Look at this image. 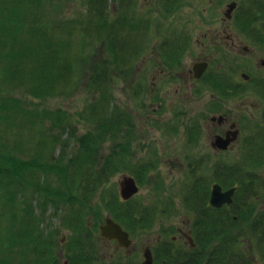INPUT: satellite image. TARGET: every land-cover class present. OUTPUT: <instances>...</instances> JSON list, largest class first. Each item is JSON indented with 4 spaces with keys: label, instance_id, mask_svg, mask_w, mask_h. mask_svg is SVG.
<instances>
[{
    "label": "rangeland",
    "instance_id": "1",
    "mask_svg": "<svg viewBox=\"0 0 264 264\" xmlns=\"http://www.w3.org/2000/svg\"><path fill=\"white\" fill-rule=\"evenodd\" d=\"M88 1L47 0L45 9L42 8L44 12L36 10L38 9L36 6L34 12L29 13L24 10L26 14L29 13L25 23L27 32H30L29 26L32 24L35 28L42 26L53 35V38L58 37L60 44L68 43L70 40L72 46L69 47L70 53L76 55V52L82 49L80 60L72 63L73 75L70 76V80L68 76L65 80L61 77L60 81H55L50 86V91L39 95L35 93V89L44 85L38 78L44 70V67L41 68L42 58L37 56L38 62L33 64L25 58L24 61L19 59L20 64L17 68L18 61L10 57L0 60V70L15 72V69L20 68L15 73L21 80L17 81L18 83L10 81L1 84L0 82L2 86L0 106L3 98H6L10 104L13 99L20 100V104L15 109L11 108L12 110L9 111L0 108V145L19 155L22 162L36 156L50 155L54 164H59L57 169L52 168L46 174L40 171L39 175H42L38 179L44 180L45 185L26 178L21 182L19 180V184L15 185L21 198V205H17L19 212L27 216L26 212L28 213L30 209L31 214L36 218V220L31 219L29 228L35 229L36 234L39 232L38 234L51 240L52 247L48 250L52 253L48 256L52 259H48L47 264H72V255L81 252L76 250L72 242L73 238L81 234L82 238L86 239L89 230L93 242L86 246L85 253L92 258L93 264L111 262L140 264L139 262L146 259L145 249L159 237H162L168 246H175L173 247L175 251H184V249L186 251L187 248L182 241H174L173 236L179 237V228L192 229L195 235L198 234V229L192 221L196 214L188 207V198L192 195L190 188H196L197 195L201 193L206 196L207 203L211 204L214 184H220L224 191L235 188L232 203L220 207L211 204L214 209L223 207L230 212L235 222L225 236L215 238L212 245L204 250L202 264L209 263L212 247L220 242L223 243L228 237L232 240L227 245V250L234 248L237 257L241 259L245 257L246 261L249 260L254 264H264V185H257L264 182L261 172L264 170V152H262L264 139L255 138L248 142L247 148L243 145L239 150L231 153L216 152L211 147L209 135L211 128L209 129L208 125L211 123L212 126V115H219L218 111L221 110L216 108L213 112L211 109L214 106L212 104L214 97H218L216 92L208 89L204 81L196 83L195 89L192 90L189 82L177 98L170 95L166 99L162 96L167 90L175 92L178 80L172 76L158 75L154 78L152 75L155 70L157 74V69L161 67L160 60L153 54V49L160 50L164 39L170 48L179 47L176 43L173 45V37L178 35L177 27L187 28L188 32L192 33L193 39L187 43L188 45H181L182 49L186 48L181 58L182 66L190 65L194 57H200L205 51V55L215 57L214 68L217 69L218 64L224 66L229 61L232 66L230 69L237 79L243 72L253 77L248 82H244L249 88L245 98H235L230 104L227 103V99L219 101L222 102L225 110L234 112L235 115L240 114L241 119L247 118L249 129L254 130L263 126L261 117L264 113V104L255 108L249 103L251 101L262 103L264 97L255 89L257 86L255 78L261 74L253 68V65L259 58L264 57V44L248 41L246 45L250 51H246L242 45L238 48L233 47V51H230V46H212L211 43L201 45L197 41L198 38H202L205 31H208V28L214 29L220 25L222 26L220 29L226 27L225 7L229 0H216L218 3L215 7H210L208 0H108L104 19L112 25L116 23L118 33L113 32L110 35L113 37L112 40L105 43L100 40L95 42L91 39L84 40L81 36L75 39L73 35H69L67 29L61 27H68L69 21L72 23L74 20L87 18V14L91 11ZM30 9L32 10L33 7ZM123 20L128 24L122 22ZM100 21L103 27L105 22L102 18ZM33 35H24V37L31 38ZM81 44L82 48H80ZM122 47L125 49L122 50ZM67 50H59L61 56L56 58L57 62L61 64V61L66 62L64 58L68 59ZM8 51L12 52L11 47ZM45 69L48 70V66H45ZM52 72L54 75L59 73V67H55ZM100 72L105 74L107 79L102 80L99 86L97 84L95 86L94 80L101 76ZM195 90H198V93H195ZM58 110L68 117L69 124L64 132L58 127H53L54 121L45 115L47 111L51 113ZM117 111L125 114L126 119L133 122L134 129L129 134L130 128L124 126L122 131L114 136L99 140L101 144L96 156L101 163L102 161L109 163L113 159V164L118 167L117 170L114 171L111 166L107 168L110 172L114 171V174L110 175L105 183L99 184V189L91 197H84L85 193L82 195L83 191L80 189L77 192L79 195L77 203L80 204L75 206L67 198L69 190L67 185H49L55 188L54 195L51 194L52 192L45 193L44 187L47 186V181L52 184L56 182L64 184V181L58 177V169L61 170L63 164L72 165L71 162L78 157L76 155L79 152L80 138L97 132L98 125L108 121V116ZM59 134H62L61 142H55L53 147L50 146L53 138L50 136ZM119 143L125 146L127 151L123 155L117 154V158L112 157L111 153L118 148L116 146ZM108 163L104 166L109 165ZM144 167L147 169L143 170ZM67 169L64 168L62 174L66 171L69 174L70 168ZM28 171L27 169L26 172H19L16 175L23 180V174H27ZM245 171L246 177L243 175ZM124 176L134 177L139 188L130 199L121 196L120 182ZM248 176L251 177L250 180ZM226 178L229 180L227 183L224 182ZM248 183H251L250 186ZM94 184L96 185L92 183ZM35 185L43 187L37 189ZM239 188L246 189L247 193H241ZM1 191L2 187L0 193ZM56 193L57 195L62 193V196L58 198ZM4 203L0 201V259L6 257L7 260L13 261V264H25L23 256L21 257L23 254L21 250L25 249V246L19 244L14 247L15 251L10 253L12 249L10 244L18 241L9 233L11 222L7 218L13 209L8 203L7 205ZM225 205L233 206L229 209ZM128 207H136L133 215L137 220L143 217L146 219L142 212L148 213L147 223L140 225L128 220L130 223L126 224L123 223L125 219L120 220L116 217L125 214L124 211L127 212ZM3 212H6L4 214L6 218L1 215ZM106 217H112L122 224L139 248L131 256L132 258L130 257L131 259L128 260L124 251L116 253L113 245L100 241L99 226ZM211 219L212 217L207 219L209 225L214 221ZM71 222L77 223V229ZM152 248L155 251L154 247ZM28 250L27 246L25 251ZM19 253L21 258L17 257ZM113 253L115 257L110 258ZM182 253L178 259L175 256L163 257L164 261L159 255L155 264H164L165 260L168 264H194L191 255Z\"/></svg>",
    "mask_w": 264,
    "mask_h": 264
},
{
    "label": "trees",
    "instance_id": "2",
    "mask_svg": "<svg viewBox=\"0 0 264 264\" xmlns=\"http://www.w3.org/2000/svg\"><path fill=\"white\" fill-rule=\"evenodd\" d=\"M46 1L47 0H0V33L3 34L0 35V60L6 59V57L7 58L10 57L14 59V61H18L16 63L17 64L16 68H17L20 64L19 59L23 60V58H25L33 64V62L35 63L38 62L37 56L42 58L41 61H43V63L41 65V68L44 67L45 71L42 70L41 76L39 75L38 78H39V82L42 81V84L44 85L35 89V93L39 95L45 94L48 91H50L51 90L50 86H52L55 83V81H60L61 77L63 78L62 80H65L66 76H68V80H70V76L73 75L72 63H75L77 60H80L82 55V52H80L82 49L80 51H77L76 55H74V53H70L69 49L72 48L70 40H68V43L60 44L58 37L57 38L55 37L56 40H54L55 38H53V35H50L49 32L46 30V28L44 29V27L42 26L40 28L39 27L35 28L34 24H32L29 26L30 32L26 31L27 28L25 26V23L27 22L26 19L28 17V14L30 12H34L35 6L38 8L36 10H39L40 12L42 11L44 12V9L47 4ZM107 1L108 0H89L88 2L91 11H89V13L87 14V18L80 21L74 20L72 23H70L69 21L68 27L65 26L61 28L67 29L69 35H73L75 39H79L81 36V39L84 40L91 39L94 42L100 40L102 41V43H105L108 40H112L113 37H111L110 35L113 32H116L117 34L118 28H116L115 25L116 23L112 25L108 23L107 20L104 19L106 18V14H107L106 13ZM31 7H33L32 10L30 9ZM24 10L29 11V13L26 14ZM34 14L36 16V12ZM101 18L103 22H105L103 24V27L100 21ZM7 19L9 20L7 21ZM122 22L128 24L124 20ZM52 33H54V31ZM31 34H34L33 37L31 38L24 37V35L31 36ZM82 44H87V43L82 42ZM82 44L80 48H82ZM10 47L12 49V52L8 51V48ZM123 47L122 50L125 49ZM178 48L179 47H177L176 49ZM58 49L62 51L68 49L66 54L68 59L64 58L66 62L61 61L62 64L65 63L64 65L57 62L58 60H56V58H60L61 56L59 55ZM169 53L170 55H172L170 51ZM45 66H48V70L45 69ZM57 66L59 67V73H56V75H54L52 70L54 71V68ZM19 69L20 68L15 69V72L19 71ZM15 72L14 71L10 72L8 70H0L1 84L10 81L11 82L21 81L20 76L18 77L17 73ZM100 75L101 76L99 78L97 76L98 79L94 80L95 86L97 85L99 86L102 80L105 81V79H107L106 75L102 74V72H100ZM204 81L205 84L216 88L218 86L225 85V79L223 77L207 76ZM1 87L2 86H0V88ZM19 104H20L19 99L17 100L13 99L10 104L6 98H3L0 108L1 107L6 108L9 109L10 111L12 109H15L16 106H18ZM118 112L120 111H117L115 114L109 115L108 116L109 118H107L109 120L104 121L105 123H102L101 125L99 124L98 125L99 128L97 129V132H92L90 136H85L80 138L79 152L76 155L78 157L74 158V161L71 162L72 165L69 166L67 164V166L70 168L69 174L67 171L65 172V174H62L64 173L62 172L63 169L68 168L67 166H64V164L62 165L61 170L58 169V172L56 171L57 173H59L58 175L59 179L63 180L64 184H62L61 182L59 183L56 182L52 184V182L47 181L46 182L47 186L44 187L45 193L49 194L50 192H52L51 194H53L55 192V188L49 185H67L66 187L67 189H69L67 198L68 200L70 199L73 203L72 205L75 206L80 204L77 203L78 202L77 197L79 196L77 195V192L80 189H82L83 191V192L81 191L82 195L83 193H85L84 197L85 196L91 197L92 194H94V192H96V190L99 189L100 186L99 184L105 183V180H107L110 177V175L114 174L113 172L116 171L118 168L116 164H113L114 160L112 159L109 163L108 162L104 163V161H102L101 163V161L98 160L96 156H97V150L99 149L101 144L99 140L103 138L107 139V137L111 135L114 136L116 133L121 132L124 126H128V128H130L129 134L132 133L134 129L133 122L128 121L126 119L127 117L125 114H123L122 112L121 113ZM45 115L54 121L52 123L53 127H58L62 132L66 131L69 121H68V117L63 112H61L60 110L53 111L51 113L47 111ZM34 119L36 120L37 118ZM29 121L31 123H34L33 120L29 119ZM126 135L127 134H125V136ZM50 137H53L50 143L51 144L50 146L52 147L55 142H61L62 140L61 139L62 134L51 135ZM64 142H66L65 139ZM116 147L118 148L114 149L113 152L111 153L112 157L116 156L117 158V154L123 155L124 152L127 151L126 147L123 146L121 143H119ZM5 148L3 145H0V187H2V191L0 193V201H2V203L5 202L4 205H7L6 203H8L11 209H13L12 212L10 211L9 217L7 218V220L11 222V225L9 227V233L11 234L12 237H15L18 241V242L14 241V243L10 244L12 246L10 253H13L15 251L14 249L15 246L17 247V245L19 246V244H21L26 248L25 249L23 248L21 250L23 254L19 253L17 254V257L19 258L21 254V257L23 256L22 259L25 262V264H47V260L48 259L50 260V258L52 259V257L48 256L52 253L51 251L49 252L48 250V248L52 247L50 242L51 240H49L48 237H45L42 234H38L39 232H37L36 234V231L34 232L35 229L29 228L30 226L28 224H30L31 219L33 218L34 220H36V218L33 217L34 215L31 214L30 209H28L29 210L28 213L26 212L27 216H23L24 213L21 211L19 212V207H17V205L19 204L21 205L20 202L21 198H20V193L17 191L18 188H16L15 185L19 184V180L20 182L24 181V178H26V180L28 179L33 180L34 183L45 185L44 180L40 181L38 179L42 175V174L39 175L40 171H43L46 174L48 171H51L52 168L57 169L58 168L57 165L59 164H54L52 160L53 157L50 155H47L46 157L41 156L43 158L36 156L29 161L27 160L22 162L20 160L19 155L17 156L15 152H12L7 148L5 150ZM93 153L95 155H92ZM107 163L109 165L105 167L104 164ZM100 164H103V166ZM110 166L111 168L114 169L113 172H110L108 170L107 167ZM27 169L29 171L27 174H23V180L21 177L18 178L16 174L19 172L23 173V171L26 172ZM146 169L147 168L144 167L143 170ZM14 175H16V177H14ZM24 175L27 176L25 177ZM243 175L246 177V171L244 172ZM227 178L224 181L225 183L229 181L227 180ZM248 178L249 180L251 179L250 176H248ZM252 181H254V179H252ZM92 183H96V185L95 184L92 185ZM40 186L42 185H35L37 189H39ZM239 190L241 193L242 192L247 193L245 191L246 189L244 190L243 188L242 189L239 188ZM190 191L192 192V195H190V198H188L189 201L188 207L190 208L191 212H194V214H196L192 221L195 224H197L196 227L198 229V234L196 235V242L199 250L201 251V252L199 251L196 257L192 256V260L194 261L195 259L194 264H198V263L202 264L205 253L204 250L212 245L215 238L225 236L226 235L225 233L230 231L231 228L234 226L233 223L235 221L232 218V216H230V212L224 211L222 209H214L213 207L207 206L208 205L207 197L201 195V193L197 195L196 188L192 187L190 188ZM60 196H62V193H59L58 195L56 193V197L60 198ZM66 196L64 197L66 198ZM131 208L128 207L127 212L124 211L125 214H121L120 216L117 215L116 217L120 218V220L125 219L123 223L126 224L130 223V221L128 220H131L132 222H136L140 225L146 224L148 221L147 218L148 213L142 212L143 213L142 215H144L146 219L143 217L142 219L137 220L135 218V215H133V210H135L136 207L134 208L131 207ZM5 213L6 212H3L1 213V215H4ZM208 217L209 218L212 217L211 221L214 220L211 222L210 225L208 224V220H207ZM4 218H6V216ZM71 223L74 226V228L77 229L78 227L77 223L76 224L73 222ZM80 226L81 225L79 224V227ZM79 229H81V227ZM77 233H79V231ZM231 240H232L231 237H228L223 240L224 241L223 243L220 242L218 245L213 246L212 251L209 254L210 261L207 264H254L249 260L246 261L245 257L243 259L237 257L238 255H236L234 248L231 249L229 248L228 250L226 249L227 245L231 242ZM72 242H74V246L76 250L78 251L80 250L81 252L80 253L78 252L77 255L74 254L72 255L71 263L93 264L92 258L88 257L85 253L86 246L92 244L93 242L92 233L90 232V230L88 231V235L86 239L85 238L83 239L81 234L80 235L77 234L76 237L73 238ZM27 246L29 248L28 252L25 251L27 249ZM12 262L13 261L7 260L6 257L0 259V264H13Z\"/></svg>",
    "mask_w": 264,
    "mask_h": 264
},
{
    "label": "flooded vegetation",
    "instance_id": "3",
    "mask_svg": "<svg viewBox=\"0 0 264 264\" xmlns=\"http://www.w3.org/2000/svg\"><path fill=\"white\" fill-rule=\"evenodd\" d=\"M210 7H215L217 5L216 0H208ZM224 23L226 24V27L221 25L218 27H215L214 29L208 28V31H205L202 34L201 39H197V41L201 45H207L212 44V46L217 45H225L230 46V51H233V47H239L242 45L246 51H250L248 46L246 45V42H255L259 44H264V0H229L226 2L225 7V18ZM221 31H220V30ZM178 35L173 37V45L178 44L179 48L176 49L170 48L167 46L166 39L162 41L161 49H153V54L157 56V58L160 60L159 64L161 67H159L155 72L152 74L154 78H157L159 76L169 77L172 76L173 78H176L178 81L176 83V88L174 89L175 92L168 91L164 93L165 95L162 96L163 98L168 99V97L173 96L177 98V95H180L182 90L188 86V83L191 82V89L194 90V85L198 83L199 81H204L207 76H215V77H227L225 79V85L212 87L209 85H205L208 87V89H212L218 97H214V102L212 103L213 107L211 109L216 111V108L221 109L218 111L219 115H212L211 123L208 125L210 126L209 129V135L211 136V147L214 148L216 152H233L239 150L241 146L244 145V147H248V142L257 138V139H264V113L262 115V125L260 128H256L254 130H250L249 126L247 124V118L240 117V114L235 115L234 112H230L229 110H225L222 102H220V99H227L228 104L231 103V101L235 100V98H245V94L248 93L249 88L245 85L244 82H248L253 77L251 75H248L247 73L243 72L241 73L239 79H237V76L233 74L232 66L229 64V61H227L226 65L222 66L221 64L217 65V69L214 68L213 62L215 57L210 55H205V51L202 52L200 57H194L193 61L190 65L182 66V55L184 51H186V48H181V45H188L187 43L191 42L193 39L192 33L190 34L187 30V28H179L177 27ZM237 30V31H234ZM168 35V34H167ZM166 35V36H167ZM169 41L171 39H168ZM179 42V43H178ZM170 43V42H168ZM172 43V42H171ZM175 49V50H174ZM202 50H205V48H202ZM169 51L172 53L170 55ZM249 60V59H248ZM199 62L208 63V66L202 76L199 79L195 78L196 71L194 69L195 64ZM250 62V61H249ZM163 64V66H162ZM247 64V63H246ZM249 66H252V64H247ZM253 68L257 70L261 75L255 78L256 80V88L257 92L261 94L262 97H264V57H261L257 60L256 63H254ZM254 70V71H255ZM174 71V72H173ZM256 72V71H255ZM170 73V75H169ZM242 79V80H241ZM205 82V81H204ZM155 83V82H153ZM154 85V84H153ZM193 85V86H192ZM155 86V85H154ZM154 92V91H152ZM195 93H198V90H195ZM223 97V98H221ZM179 100V99H178ZM177 100V101H178ZM175 101V102H177ZM218 104L220 108L215 104ZM174 102V103H175ZM248 102V101H247ZM160 105L162 102L159 103ZM249 104H252L255 108L262 107L264 102L255 103L250 102ZM208 129V128H207ZM208 129V130H209ZM223 137L224 139L228 140L227 148L224 150L220 149L217 144V138ZM264 152V150L262 151ZM262 175L264 176V170L261 171ZM251 183H248L250 185ZM254 184V183H253ZM247 185V184H246ZM255 185V184H254ZM257 185H264V182L258 183ZM214 185H212L213 187ZM209 207H212L210 202L207 203ZM235 205V204H234ZM233 205L228 206L225 205L226 208H231ZM222 210L224 208L222 207ZM226 211V210H224ZM189 223H191V220L189 219ZM194 223V222H193ZM197 224L194 223V226ZM194 231L192 229L184 230L182 228H179L178 233L179 237L173 236V240H180L182 241L183 245L187 248V250H177L173 247L175 246H168L166 241L162 240V237H159L155 242L149 244L150 247H147L144 251V256L146 253V250L149 248L151 250V254L153 256V264H155V261L158 259V256L161 255L162 261L163 257H174L179 258V256L182 254L185 255H191L193 257H196L198 255V245L196 242V235L193 233ZM182 239V240H181ZM101 242H108L109 244L113 245L115 248L116 253L119 251H124L127 254L128 260L131 259L132 255L136 253V251L139 249L137 245L134 244V241H132V244L129 247L120 246L118 244V241L116 240H110L104 237H101ZM179 241V242H180ZM161 244V245H160ZM148 246V245H147ZM155 251H153V248ZM157 247V248H155ZM196 249V250H195ZM115 253H113L110 258H114ZM131 257V258H130ZM145 261V260H144ZM144 261L139 262L140 264H144ZM195 261V259H194ZM128 264L131 262H127ZM114 264V263H110ZM164 264H168L165 260Z\"/></svg>",
    "mask_w": 264,
    "mask_h": 264
},
{
    "label": "water",
    "instance_id": "4",
    "mask_svg": "<svg viewBox=\"0 0 264 264\" xmlns=\"http://www.w3.org/2000/svg\"><path fill=\"white\" fill-rule=\"evenodd\" d=\"M208 63L199 62L195 64L194 69L196 71L195 78L199 79L206 70ZM217 144L225 149L227 148L228 140L223 137L217 138ZM121 184V196L124 199H130L138 192V185L136 179L132 176H124ZM235 188L224 191L220 184H214L212 187L211 204L217 207L223 204H230L233 202V194ZM99 234L101 237L116 240L120 246L129 247L132 244L130 233L115 219L112 217H106L105 221L99 226ZM144 264H153V256L151 250L147 249L145 253Z\"/></svg>",
    "mask_w": 264,
    "mask_h": 264
}]
</instances>
